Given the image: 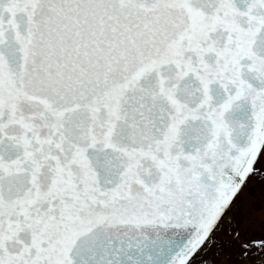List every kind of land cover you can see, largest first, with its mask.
<instances>
[{
	"label": "snow or ice",
	"instance_id": "snow-or-ice-1",
	"mask_svg": "<svg viewBox=\"0 0 264 264\" xmlns=\"http://www.w3.org/2000/svg\"><path fill=\"white\" fill-rule=\"evenodd\" d=\"M262 153L264 0H0V264H264Z\"/></svg>",
	"mask_w": 264,
	"mask_h": 264
},
{
	"label": "rangeland",
	"instance_id": "rangeland-1",
	"mask_svg": "<svg viewBox=\"0 0 264 264\" xmlns=\"http://www.w3.org/2000/svg\"><path fill=\"white\" fill-rule=\"evenodd\" d=\"M261 166H264V154L263 153L261 154L260 160L257 164V167H261ZM247 189H248V185H246L242 191V193L244 194L242 198L245 199L249 205L254 204V203L264 202V193H262L259 187L255 188V193H256L255 198H251L249 196V194L247 193ZM214 236H215V233H213V237ZM207 247H208V244L206 242L204 246L201 248V251L199 252V254L195 257V259L190 264H204V261L209 260L214 250L210 251L209 254H205L201 256V254L204 253V250Z\"/></svg>",
	"mask_w": 264,
	"mask_h": 264
},
{
	"label": "water",
	"instance_id": "water-1",
	"mask_svg": "<svg viewBox=\"0 0 264 264\" xmlns=\"http://www.w3.org/2000/svg\"><path fill=\"white\" fill-rule=\"evenodd\" d=\"M194 256H195V255H194ZM194 256L192 257V259L194 258ZM192 259H191V260H192ZM194 259H195V258H194ZM191 260H190V261H191ZM190 261H189V263H190Z\"/></svg>",
	"mask_w": 264,
	"mask_h": 264
},
{
	"label": "bare ground",
	"instance_id": "bare-ground-1",
	"mask_svg": "<svg viewBox=\"0 0 264 264\" xmlns=\"http://www.w3.org/2000/svg\"><path fill=\"white\" fill-rule=\"evenodd\" d=\"M197 254H198V253H197ZM197 254H195V256H197ZM195 256H194V257H195Z\"/></svg>",
	"mask_w": 264,
	"mask_h": 264
},
{
	"label": "flooded vegetation",
	"instance_id": "flooded-vegetation-1",
	"mask_svg": "<svg viewBox=\"0 0 264 264\" xmlns=\"http://www.w3.org/2000/svg\"><path fill=\"white\" fill-rule=\"evenodd\" d=\"M243 191V190H242ZM250 196V195H249Z\"/></svg>",
	"mask_w": 264,
	"mask_h": 264
}]
</instances>
